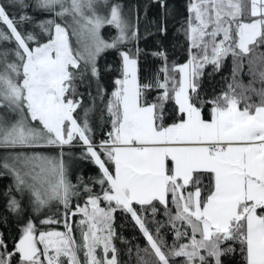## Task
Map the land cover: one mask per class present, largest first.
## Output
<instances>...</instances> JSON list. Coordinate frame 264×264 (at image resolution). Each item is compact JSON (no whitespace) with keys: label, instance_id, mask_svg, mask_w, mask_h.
I'll list each match as a JSON object with an SVG mask.
<instances>
[{"label":"snow or ice","instance_id":"obj_1","mask_svg":"<svg viewBox=\"0 0 264 264\" xmlns=\"http://www.w3.org/2000/svg\"><path fill=\"white\" fill-rule=\"evenodd\" d=\"M186 10L179 62L170 0H0V264H264V0Z\"/></svg>","mask_w":264,"mask_h":264},{"label":"trees","instance_id":"obj_2","mask_svg":"<svg viewBox=\"0 0 264 264\" xmlns=\"http://www.w3.org/2000/svg\"><path fill=\"white\" fill-rule=\"evenodd\" d=\"M171 6L175 9V14L171 17L168 21V33L166 36H160L157 34L154 37H149L148 41H141L140 46L146 50V52H150L151 50L158 47L157 41H161L164 47L168 50L170 59H176L179 62H182L186 59V52L185 49L187 48V42L182 34H178L176 29L180 27V22L187 17L188 12L186 10V0H170ZM155 12L154 10L150 12L149 19L154 18ZM144 24L142 23V28ZM151 27V26H149ZM111 59V56L109 57ZM159 63L158 60L154 59L151 55H145L141 57V69L143 74H148L149 70L155 69L156 65ZM231 71H232V58L227 57L224 61V65L220 72L213 73V69L211 66H208L205 69V75L202 79V88L205 93L209 96L213 94V92L219 93L226 84L230 81L231 78ZM212 73V75H208ZM242 80L244 83H247L249 80V76L247 74V68L245 67L244 71L241 74ZM86 84V81H85ZM85 84L80 86V92L86 93ZM254 99H256L254 97ZM85 103L88 102L87 95L85 94L84 97ZM95 126V123H94ZM107 130V128L105 129ZM99 135V133H98ZM79 168L83 170L84 175H94L97 172L96 166L92 165L89 162H81ZM11 183L10 177H5L4 179L0 180V190L4 188L5 185ZM2 207V205H0ZM117 231L121 233L126 238L132 239L136 237L134 242L139 243L141 246H144V239L140 236L139 232L134 230L132 223L128 220L122 213H117ZM76 219V218H74ZM52 228H59L63 229L62 225H53ZM7 233L8 230L4 229ZM11 233L15 234V228L11 229ZM171 240V237H169ZM121 249L126 248L124 244H118ZM11 247V244L9 245ZM127 259V257H125ZM227 259V258H225ZM237 259H239L237 257Z\"/></svg>","mask_w":264,"mask_h":264},{"label":"rangeland","instance_id":"obj_3","mask_svg":"<svg viewBox=\"0 0 264 264\" xmlns=\"http://www.w3.org/2000/svg\"><path fill=\"white\" fill-rule=\"evenodd\" d=\"M184 61H185V60H184ZM184 61H182V62H184ZM58 229H59V228H58ZM59 230H63V229H59ZM76 235H79V233L77 232Z\"/></svg>","mask_w":264,"mask_h":264}]
</instances>
